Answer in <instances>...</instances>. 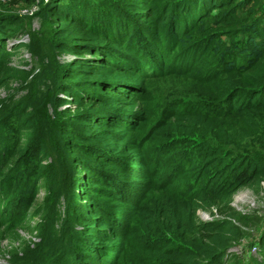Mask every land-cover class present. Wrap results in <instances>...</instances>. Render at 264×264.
<instances>
[{"label":"trees","instance_id":"16d2710c","mask_svg":"<svg viewBox=\"0 0 264 264\" xmlns=\"http://www.w3.org/2000/svg\"><path fill=\"white\" fill-rule=\"evenodd\" d=\"M69 4L0 10L7 264H236L233 195L264 183V0ZM31 16L36 32L23 25ZM23 33L26 43L8 44ZM171 75L199 90L156 109L147 84ZM227 117L249 129L230 136L253 146L197 141L200 130L214 140Z\"/></svg>","mask_w":264,"mask_h":264},{"label":"rangeland","instance_id":"374dc122","mask_svg":"<svg viewBox=\"0 0 264 264\" xmlns=\"http://www.w3.org/2000/svg\"><path fill=\"white\" fill-rule=\"evenodd\" d=\"M51 0H19L17 5H8L0 2V10L4 8L12 9L15 12H18L22 9L33 10L34 12L38 10V8L45 3ZM60 5H66L68 3H73L78 7V0H58ZM243 1V0H239ZM62 3V4H61ZM72 6L71 4H69ZM246 9V8H245ZM244 9V10H245ZM23 25L25 27V31H37L40 29V22L34 16L28 17L24 19ZM28 41V37L26 34H19L15 38H12L8 44H20L26 43ZM20 57L23 60L29 59V56L24 48L21 49ZM68 56L63 55L61 59H66ZM14 59H17L14 57ZM16 61V60H14ZM23 65L20 64V67ZM172 64H168V68L171 67ZM147 95L146 99L152 101V105L154 108H158L160 104L163 103V100H167L170 98L176 99L175 97H184L185 95H190L189 97H193L196 92L199 90L197 85L193 83L192 80L186 77L180 76H167L164 78H156L149 80L147 84ZM7 95V91L0 88V101ZM153 108L154 115L156 116V112ZM153 117V119L155 118ZM257 124L261 129V132L264 133V114L262 119H258ZM219 125L218 132L214 138L211 140L208 135L203 131L200 130L196 134L197 141L203 139H209L212 142H216L217 144L221 145L223 148H230L234 145L240 144L241 146L245 145H252L251 139H247L243 137V140L233 139L232 134H237L242 136V134L249 129L245 125L242 119L234 118V117H227L224 120L216 122V126ZM227 131L228 134L225 132ZM245 131V132H243ZM236 135V136H237ZM246 135V134H245ZM245 138V139H244ZM264 144V138L261 140ZM258 144L255 145L257 147ZM169 170L174 169V167H169ZM207 175L211 173V171H207ZM231 174V172H229ZM235 175V173H234ZM191 178H188L189 180ZM261 189L259 190H252L249 187H242L238 189L232 199V205L235 209L240 213L239 220L233 221L234 226L237 228L235 238L232 241L231 246L229 247V252L234 254V262L236 264H255V260L258 259L259 253L261 250V245L263 241L264 235V183L261 184ZM44 197L43 191H40L36 195V200L41 201ZM123 208H126L125 206ZM123 211V210H121ZM120 215V212H117V217ZM198 218L202 220H208L212 218L218 217L217 214H210L206 211L199 210ZM26 238L30 236L23 233ZM2 234L0 233V237ZM36 240V239H35ZM10 248V244L8 240L3 239L0 242V264H7L6 261V252ZM93 260V259H92ZM94 262L100 264L97 261L93 260ZM122 264H133V260L130 256L123 259Z\"/></svg>","mask_w":264,"mask_h":264},{"label":"built area","instance_id":"2783aa9c","mask_svg":"<svg viewBox=\"0 0 264 264\" xmlns=\"http://www.w3.org/2000/svg\"><path fill=\"white\" fill-rule=\"evenodd\" d=\"M10 1H11V0H0L1 3H8V2H10ZM20 12H21L22 14L32 15L33 10L22 9V10H20Z\"/></svg>","mask_w":264,"mask_h":264}]
</instances>
